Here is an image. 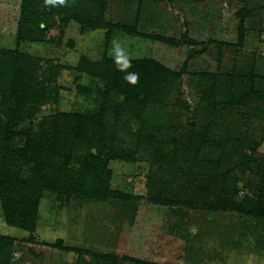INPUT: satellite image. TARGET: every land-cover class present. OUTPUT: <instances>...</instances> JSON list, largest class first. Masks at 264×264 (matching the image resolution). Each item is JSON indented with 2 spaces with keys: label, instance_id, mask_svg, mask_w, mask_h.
Segmentation results:
<instances>
[{
  "label": "rangeland",
  "instance_id": "1",
  "mask_svg": "<svg viewBox=\"0 0 264 264\" xmlns=\"http://www.w3.org/2000/svg\"><path fill=\"white\" fill-rule=\"evenodd\" d=\"M90 4L106 23L128 30L114 28L108 39L107 29L81 32L80 25L70 22L63 34L55 25L19 42L22 52L61 66L55 83L56 103L43 106L41 116L56 111L89 117L98 114L103 100L96 92L104 84L76 70L83 56L92 61L103 56L155 60L178 76L173 78L166 102L147 105L145 121L163 126L165 133L166 128H177L179 144L190 147L192 139L201 137L215 110L216 121L229 127L230 136H247L253 141V152L245 149L241 154L233 141L223 155L221 151L207 153L211 161L221 156L220 168L229 170L235 180V200L242 210L213 214L179 205L148 204L145 199L154 196V187L160 183L164 182L163 189L172 198L189 199L190 189L198 182L199 167L195 166L189 177L170 168L176 167L172 148L158 163L168 171L164 178L156 175L158 166L150 171L151 161L145 155H139L136 162L111 160L110 187L138 199L128 204L132 210L116 200H67L46 192L35 229L29 233L6 225L0 204V236L14 239L9 264H107L103 256L115 258L116 264H264V219L249 214L260 191L257 168L248 171L246 163L240 165L246 156L264 170V115L246 120L243 115L253 104L243 103L230 113L226 103L213 109L210 102L213 96L222 100L223 92L232 91L236 78L243 80V87L264 91V0H106L104 5ZM20 5L21 0H0L2 48L16 47ZM244 13L248 18L241 24L240 14ZM172 40L195 44L175 45ZM250 75L252 82L246 80ZM117 100L121 98L112 94L108 98L109 104ZM190 119L193 127L186 124ZM14 145L20 147L22 141ZM192 145L190 155L195 150ZM184 160L188 161L187 155ZM18 162L14 160L11 168L16 170Z\"/></svg>",
  "mask_w": 264,
  "mask_h": 264
},
{
  "label": "trees",
  "instance_id": "2",
  "mask_svg": "<svg viewBox=\"0 0 264 264\" xmlns=\"http://www.w3.org/2000/svg\"><path fill=\"white\" fill-rule=\"evenodd\" d=\"M97 2L104 5L106 0H21L16 47L6 49L0 46V204L5 224L32 233L40 200L46 192H54L67 200L72 197L93 202L116 200L120 206L132 210L128 204L132 199H138L115 192L110 187L109 161L136 162L142 154L151 161L150 171L158 166L156 175L164 178L168 171L158 163L167 157L171 148L172 163L176 166L171 169L189 177L196 166L202 173L199 171L195 180L198 182L188 193L189 199L172 198L164 191L163 182L154 187V196L145 199L148 204L161 207L179 205L185 210L213 214L241 212L242 204L235 200L236 182L230 171L220 168L221 156L211 161L207 153L221 151L223 155L222 151L233 141L241 154L245 149L253 152V141L247 136H230L229 127L216 121V111L213 110V118L204 127L201 137L191 140L195 150L190 155L193 145L179 144L177 128H166L165 133L163 126L158 128L145 121L143 115L147 105L166 102L173 88V78L178 76L155 60L103 56L92 61L83 56L76 70L104 84L103 89L96 92L103 100L98 114L89 117L78 112L56 111L41 116L43 106L56 103L58 87L55 83L61 66L22 52L18 48L19 42L55 25L63 34L70 22L80 25L81 32L107 29L105 35L108 39L114 28L128 30L106 23L102 13L93 10L90 4ZM240 15L243 24L248 13ZM132 33H135L133 29ZM172 41L175 45L195 44L189 40ZM251 76L246 79L248 82H252ZM234 81L237 82L231 85L232 91L222 93V100L211 98L212 108L226 103L233 113L234 107L247 103L254 106L243 115L246 120L254 115H264V91L241 86L243 80L240 78ZM79 90L85 95L90 94L84 88ZM111 94L121 100L109 104ZM123 119L120 125L118 122ZM134 123L137 124L135 127L132 126ZM186 124L193 127L194 120L190 119ZM245 134L249 135L248 130ZM15 141H22V146L15 147ZM185 155L188 161L184 160ZM244 157L240 165L246 163L248 171L257 168L260 181L258 199L249 214L257 220L264 219V170L250 157ZM14 160L19 161L16 170L11 168ZM179 193L185 192L180 190ZM13 243V238L0 236V264H9ZM102 259L107 264H116L117 261L111 256Z\"/></svg>",
  "mask_w": 264,
  "mask_h": 264
},
{
  "label": "clouds",
  "instance_id": "3",
  "mask_svg": "<svg viewBox=\"0 0 264 264\" xmlns=\"http://www.w3.org/2000/svg\"><path fill=\"white\" fill-rule=\"evenodd\" d=\"M61 2H63V0H61Z\"/></svg>",
  "mask_w": 264,
  "mask_h": 264
}]
</instances>
